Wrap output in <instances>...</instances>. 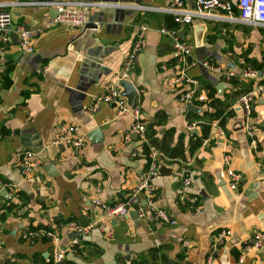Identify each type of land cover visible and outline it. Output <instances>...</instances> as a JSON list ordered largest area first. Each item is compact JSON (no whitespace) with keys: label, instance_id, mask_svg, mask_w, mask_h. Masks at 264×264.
<instances>
[{"label":"crops","instance_id":"obj_1","mask_svg":"<svg viewBox=\"0 0 264 264\" xmlns=\"http://www.w3.org/2000/svg\"><path fill=\"white\" fill-rule=\"evenodd\" d=\"M46 1L54 0H0L13 27L40 29L30 53L20 49L16 32L0 43V211H5L0 264H50L55 251L74 238L76 250L66 253L62 264H264V249H246L253 234L264 230V93L246 116L236 100L256 80L235 75L231 83L232 78L202 65L208 60L239 71L244 60L261 71L264 28L209 19L179 23L161 10L172 0H73L111 5L89 11L87 22L96 28L71 27L54 22L55 10ZM196 1L183 0L188 9ZM141 25L147 28L144 42L127 79L137 90L146 125L156 112L166 116L155 127L158 142L166 138L169 147L181 143L185 149L175 158L163 154L159 167L166 171L153 179L155 204L172 215L175 225L159 223L146 207L144 218L132 209L124 219H102L94 203L96 198L110 205L126 199L148 167V152L142 148L149 142L130 131L132 115H118L109 102L96 103L107 84L118 81ZM162 25L178 29L192 47L187 70L200 81L202 100L193 104L201 112L188 111V102L164 84L175 56L169 38L159 32ZM198 26L203 27L200 34ZM220 82L225 84L221 93L216 89ZM202 85L214 87L225 116L222 122L212 121L206 144L189 152L192 135L200 134L197 113L209 100ZM69 126L85 135L78 149L56 142ZM246 127L253 128V142ZM95 128L101 131L99 141L87 138ZM127 133L131 139L125 142ZM150 149L156 148L149 144ZM22 151H29L36 163L25 178L18 166ZM224 156L239 175L235 189ZM182 170L190 180L186 188ZM185 191L192 200L181 203ZM140 198L146 205L142 194ZM9 203L16 206L8 211ZM72 222L93 226L75 237ZM221 231L228 234L219 240ZM29 232L38 235L27 236Z\"/></svg>","mask_w":264,"mask_h":264},{"label":"built area","instance_id":"obj_2","mask_svg":"<svg viewBox=\"0 0 264 264\" xmlns=\"http://www.w3.org/2000/svg\"><path fill=\"white\" fill-rule=\"evenodd\" d=\"M43 4L50 8H54L56 13L53 19L54 22L71 27H81L86 24L88 13L91 9L103 5H111L100 1L86 2L73 0L46 1ZM5 6V4L0 3V43L9 42L12 33L16 32L19 37L20 49L26 53L32 52L34 50V37L37 36L40 29H28L24 28L22 25L13 27L11 14L5 9ZM148 8L153 9L154 7ZM161 10L172 15L176 22L184 24H191L196 19H209L264 28V0H197L196 7L193 9L186 8L183 0H172L169 6L164 7ZM146 29L145 25L139 27L130 49L124 56L118 79L129 77L134 67L135 58L142 48ZM159 32L169 38L171 50L175 56L172 73L166 76L164 84L170 91L176 92L180 101L191 103H193V101H201L202 93H200V81L197 77L190 75L187 70L189 65L188 59L192 54L191 45L182 39L180 32L176 28L162 25L159 28ZM240 64L241 69L236 71V69H232L213 61L205 60L202 62V65L205 68L225 79L240 75L244 78L256 80L255 86L241 94L236 100V103L242 112L246 116H249L252 111V103L259 95L264 93V69L259 71L250 66L244 60H242ZM119 89L116 81L109 82L104 93L96 98V103L106 101L115 107L118 115L131 114L134 123L130 131L135 132L142 142H146V122L144 121L140 110L138 107L129 108L126 105L125 100L119 96ZM193 126H195V123H193L191 127ZM65 130V134L58 136L56 142L68 143L76 149L84 144L85 135L78 134L77 126H69ZM246 130L247 135L253 142V128L246 127ZM130 139V133H127L124 137V141L128 142ZM206 142L207 138L203 140V144H206ZM162 155L163 154L156 149H150L148 151L146 154L148 159L147 170L142 174L140 181L129 192L125 200L111 205L99 198L94 200V203L102 210V219L110 217L124 219L129 215V212L132 209L139 217L144 218L146 215L144 208L146 207L152 217L159 223L167 225L176 224V220L172 215L158 207L154 201L156 193L153 179L158 175L159 159ZM31 156L32 154L29 151H22L19 154L18 166L23 178L32 173L33 167L36 164L31 160ZM223 164L229 178L230 187L233 189L237 188L239 184V175L231 167L230 158L228 156H224ZM181 178L184 184L183 187L186 188L189 185L190 180L187 177L185 170H182ZM141 194L143 195L146 205L141 201ZM189 199L192 200L185 191L182 193L179 200L181 203H184ZM70 226L78 233V235H86L92 228L93 224L82 226L77 222H72L70 223ZM45 233L51 236L54 240L57 239V236L53 233L48 231H45ZM226 234H228V232L221 231L218 235V239L222 240ZM37 235V233L29 232L27 236L36 237ZM252 240L253 242H249L246 245V249H261L264 246V230L261 232H255L252 236ZM77 243L78 239L74 238L68 247L57 249L53 255L52 264H62L66 253L74 252L76 250ZM240 262L241 259L239 263Z\"/></svg>","mask_w":264,"mask_h":264},{"label":"trees","instance_id":"obj_3","mask_svg":"<svg viewBox=\"0 0 264 264\" xmlns=\"http://www.w3.org/2000/svg\"><path fill=\"white\" fill-rule=\"evenodd\" d=\"M173 20V19H172ZM235 78H232L230 80L231 83H235ZM204 86V85H202ZM208 90V101L206 104L205 110L201 114L197 113L199 115L200 119V134H193L194 136L190 142L189 146V152H193L197 147H199L203 140L209 136L210 132V126L212 121L218 119L220 122L224 119V109L222 107L223 102L219 97L215 95V89L214 87H211L209 85L204 86ZM197 115V116H198ZM165 115L163 113L156 112L154 116V120H151L146 125V138L150 145L154 146L156 149H158L159 152L162 154L168 155L170 158H175L177 156H183L184 155V147L180 143L178 145L169 147L166 138H163L161 142H158V140L155 138L156 133V126H159L165 119ZM173 131H170L167 134L172 133ZM148 143H143V153H147L149 149ZM125 200V199H123ZM122 200V201H123ZM16 206L15 203H9L5 210H11ZM5 216V211H0V219H3ZM32 230L39 229V227L33 229L32 227H29ZM43 239H46L45 236L42 237ZM50 264H52L50 262Z\"/></svg>","mask_w":264,"mask_h":264},{"label":"water","instance_id":"obj_4","mask_svg":"<svg viewBox=\"0 0 264 264\" xmlns=\"http://www.w3.org/2000/svg\"><path fill=\"white\" fill-rule=\"evenodd\" d=\"M56 15V13H55ZM85 28H96V25L90 21V22H87L85 25H84ZM203 27L201 26H198L196 30L199 34L201 33V29ZM117 84L119 86V96L121 98H123L126 102V105L129 107V108H135L137 107V101H136V98L138 96V93H137V90L136 88L134 87V85L132 84V82L127 79V78H121V79H118L117 81ZM224 82H220L219 84L216 85V89L218 90L219 93H221V90L222 88L224 87ZM187 110L188 111H193V112H201L202 108L201 107H198L196 105H194L193 103L191 102H188L187 105ZM87 138L91 141H93L94 139L99 141L100 138H101V131L99 128H95L93 131H91L89 134H87ZM94 138V139H93ZM52 165L48 164V168L51 167ZM158 171L160 173H163L164 171H166L164 165H160ZM1 195L4 196V197H7V191L6 189H2L1 190ZM75 237L78 236V233L74 232L73 233ZM253 242V240L251 241ZM264 247H262L261 249L259 250H263ZM258 250V251H259Z\"/></svg>","mask_w":264,"mask_h":264}]
</instances>
